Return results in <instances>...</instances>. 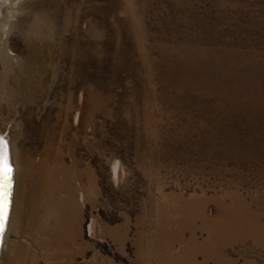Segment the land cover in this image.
Masks as SVG:
<instances>
[{"label": "rangeland", "instance_id": "374dc122", "mask_svg": "<svg viewBox=\"0 0 264 264\" xmlns=\"http://www.w3.org/2000/svg\"><path fill=\"white\" fill-rule=\"evenodd\" d=\"M4 129L0 264H264V0H0Z\"/></svg>", "mask_w": 264, "mask_h": 264}, {"label": "snow or ice", "instance_id": "6c2138e0", "mask_svg": "<svg viewBox=\"0 0 264 264\" xmlns=\"http://www.w3.org/2000/svg\"><path fill=\"white\" fill-rule=\"evenodd\" d=\"M13 171L9 142L0 134V236L4 234L5 224L9 219V195Z\"/></svg>", "mask_w": 264, "mask_h": 264}, {"label": "bare ground", "instance_id": "6f19581e", "mask_svg": "<svg viewBox=\"0 0 264 264\" xmlns=\"http://www.w3.org/2000/svg\"><path fill=\"white\" fill-rule=\"evenodd\" d=\"M5 129L4 130H0V134L4 135L6 140L9 142V145H10V162L13 166V169H14V176H13V188H12V197L10 199V203H9V219L8 221L6 222L5 224V232L4 234L2 235V237L0 236V239L2 238V245H1V249H0V253H1V250H2V246H3V242H4V238L6 236V231H7V227L9 228L10 227V224H11V221H12V215H13V212H14V196H15V186H16V174H17V165H16V161H15V157H14V151H13V145H12V139H11V136H10V130H8V132H5ZM7 133V134H6ZM116 171H115V167H114V173H113V178L114 180H116ZM119 177V175H118ZM117 181V180H116ZM82 194V193H81ZM81 194H80V199L82 198L81 197ZM82 200V199H81ZM92 233V232H91Z\"/></svg>", "mask_w": 264, "mask_h": 264}, {"label": "water", "instance_id": "95a60500", "mask_svg": "<svg viewBox=\"0 0 264 264\" xmlns=\"http://www.w3.org/2000/svg\"><path fill=\"white\" fill-rule=\"evenodd\" d=\"M13 176H14V171H13V175H12V178H13ZM12 188H13V179H12V181H11V189H10V195H9V203H10V199H11V197H12ZM2 237V236H1ZM1 245H2V238L0 239V247H1ZM1 249V248H0Z\"/></svg>", "mask_w": 264, "mask_h": 264}, {"label": "flooded vegetation", "instance_id": "af4514ba", "mask_svg": "<svg viewBox=\"0 0 264 264\" xmlns=\"http://www.w3.org/2000/svg\"><path fill=\"white\" fill-rule=\"evenodd\" d=\"M16 187V186H15Z\"/></svg>", "mask_w": 264, "mask_h": 264}]
</instances>
